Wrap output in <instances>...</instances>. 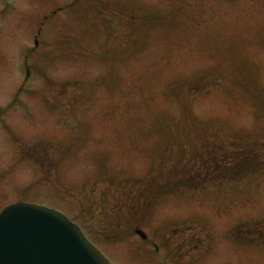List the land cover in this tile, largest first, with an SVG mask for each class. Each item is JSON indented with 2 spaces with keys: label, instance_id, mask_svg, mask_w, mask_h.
I'll return each mask as SVG.
<instances>
[{
  "label": "rangeland",
  "instance_id": "rangeland-1",
  "mask_svg": "<svg viewBox=\"0 0 264 264\" xmlns=\"http://www.w3.org/2000/svg\"><path fill=\"white\" fill-rule=\"evenodd\" d=\"M0 111V210L113 264H264V0H0Z\"/></svg>",
  "mask_w": 264,
  "mask_h": 264
},
{
  "label": "water",
  "instance_id": "water-1",
  "mask_svg": "<svg viewBox=\"0 0 264 264\" xmlns=\"http://www.w3.org/2000/svg\"><path fill=\"white\" fill-rule=\"evenodd\" d=\"M0 264L111 263L63 213L19 202L0 214Z\"/></svg>",
  "mask_w": 264,
  "mask_h": 264
}]
</instances>
